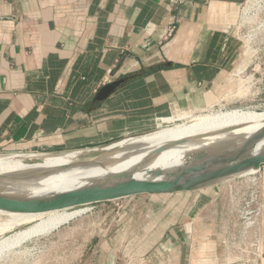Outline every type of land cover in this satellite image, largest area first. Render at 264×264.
I'll use <instances>...</instances> for the list:
<instances>
[{"label":"crops","instance_id":"1","mask_svg":"<svg viewBox=\"0 0 264 264\" xmlns=\"http://www.w3.org/2000/svg\"><path fill=\"white\" fill-rule=\"evenodd\" d=\"M243 1L0 0V151L91 148L218 105ZM246 182L98 204L94 264H264V219L238 216Z\"/></svg>","mask_w":264,"mask_h":264},{"label":"bare ground","instance_id":"2","mask_svg":"<svg viewBox=\"0 0 264 264\" xmlns=\"http://www.w3.org/2000/svg\"><path fill=\"white\" fill-rule=\"evenodd\" d=\"M178 117L190 119L178 122ZM169 121L174 123L172 127L127 136L104 147L55 154L30 153L0 159V177L33 176L19 180L0 178V188L23 195L43 196L93 187L118 173L136 171L154 174L188 161L202 146L264 129V111L238 108L176 116ZM102 148L105 151L97 154L96 150ZM157 148L164 151L157 153ZM43 171L46 172L41 174ZM39 172L41 175H36ZM86 210L88 207L35 212L0 200V254L28 239L57 229ZM24 224L27 226L18 229Z\"/></svg>","mask_w":264,"mask_h":264},{"label":"rangeland","instance_id":"3","mask_svg":"<svg viewBox=\"0 0 264 264\" xmlns=\"http://www.w3.org/2000/svg\"><path fill=\"white\" fill-rule=\"evenodd\" d=\"M236 32L239 36L237 61H239L238 66L241 64L240 70L238 72L234 70V73L231 72L230 79L224 85L223 93L227 98L219 102L218 105L207 108L200 113L238 108L255 109L259 112L264 111V0H244L242 2ZM191 115L194 114L184 113L176 116ZM173 125L174 123L161 124L157 122L156 126L145 133L172 127ZM60 152L63 151L8 150L0 151V159L30 153L55 154ZM250 177L248 174L243 176L244 179H247V182L241 188L242 191H239V200L250 184ZM233 181L234 179L225 181L220 186L224 185L230 188ZM260 181L264 185L261 178ZM141 196L150 195L141 194ZM123 199L118 201L121 202ZM232 199L236 201V195L233 198L230 195V190H228V194L223 199L224 206L228 211H230ZM79 207H88V205ZM98 209L96 207L90 210L88 207V210L61 224L57 229L28 239L10 250L3 251L0 254V264H94L93 257L95 253H90L89 247L94 243L95 238H100L98 235L103 232V223L105 222L101 216L102 213ZM26 226V224L21 225L18 229ZM1 237L2 235H0ZM123 264L136 263L135 261L127 260Z\"/></svg>","mask_w":264,"mask_h":264},{"label":"water","instance_id":"4","mask_svg":"<svg viewBox=\"0 0 264 264\" xmlns=\"http://www.w3.org/2000/svg\"><path fill=\"white\" fill-rule=\"evenodd\" d=\"M122 81L120 79L107 82L101 87L96 98L105 99ZM137 134L140 133L126 135L122 138ZM122 138L95 147H104ZM104 151V148L96 150L97 154ZM155 151L161 153L164 149L157 148ZM263 165L264 129H261L242 137L202 146L188 161L163 168L154 174L136 171L118 173L93 187L59 191L43 196L23 195L0 188V200L35 212L69 209L112 202L141 194L159 195L197 191L246 176L247 173H256ZM39 174L40 172L36 175ZM9 177L19 180L33 176L12 175L0 178Z\"/></svg>","mask_w":264,"mask_h":264},{"label":"built area","instance_id":"5","mask_svg":"<svg viewBox=\"0 0 264 264\" xmlns=\"http://www.w3.org/2000/svg\"><path fill=\"white\" fill-rule=\"evenodd\" d=\"M176 28L177 25L174 22L170 24L165 31V36H171ZM262 167H264V165ZM258 172L248 174V176H251L249 178L250 184L247 186L246 192L241 195L237 206L238 216L245 230L252 229L264 219V185L260 181V177L257 174ZM98 204L100 203L91 204L88 205V207L92 210L96 208ZM118 209H120L119 205ZM117 212H119V210H117Z\"/></svg>","mask_w":264,"mask_h":264}]
</instances>
